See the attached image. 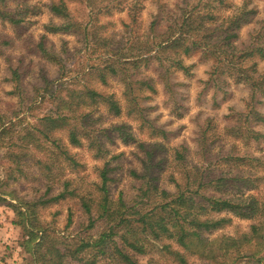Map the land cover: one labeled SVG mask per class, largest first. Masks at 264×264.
I'll list each match as a JSON object with an SVG mask.
<instances>
[{
  "label": "trees",
  "instance_id": "16d2710c",
  "mask_svg": "<svg viewBox=\"0 0 264 264\" xmlns=\"http://www.w3.org/2000/svg\"><path fill=\"white\" fill-rule=\"evenodd\" d=\"M15 1L17 4L11 9L9 3ZM140 1L131 0L128 4V50L118 47L110 49L111 52L105 64L99 69H92L91 66L92 68L90 67L88 71L89 74L97 73V79L102 84L106 83L108 76L118 77L124 89L122 96L126 102L125 108L113 94L100 93L86 85H80V82L77 85L67 84L60 79L53 82L44 80L32 106L38 108L42 105L46 113L37 118L32 129L15 135L11 130L13 125L9 122L6 125L0 119V148H6L4 159L10 163V166L7 165L5 169L4 178L0 179V205L11 208L17 217L12 224L19 227L23 233L19 246L29 255L28 264H99L98 257L103 258L109 252L113 253L117 264H139L136 256L146 254L145 243L161 242L166 239L173 240L177 248L182 250L176 251L169 249V246L163 247L167 255L177 264L186 263V254L212 261L214 264H230L223 260L230 251H233L234 259L241 258L243 251L238 249L244 244H254L253 250L245 257L246 264H264V199L258 195L243 197L238 194L228 196L221 193L228 187H232V190L239 189V184L237 185L239 178L221 175L206 181L204 173H192L184 168L186 149L183 145L170 149L173 153L172 160L182 168L179 180L174 177L169 178L175 191L169 192L159 187L157 183L160 179L157 176L149 177L150 175L145 173L137 175L133 172L132 175L141 181V185L137 189L134 200L128 204L124 202L121 194L117 201L110 197L107 185L112 180L109 174L113 169L109 168L108 163L103 164L98 172L100 182L95 187L98 199L93 196L80 198V205L90 221L93 223L95 216L96 219L103 220L105 223V229L96 238H89L88 241L71 240L68 244L65 240H60L39 221L35 211L36 206L20 201L8 188L16 175L22 173L21 165L30 158V150L44 154L47 152L45 148L47 145L53 147L56 157H61L67 168L71 170L81 168L80 163L69 153L66 146H62L61 141L55 138L57 133H66L67 144L70 147H82L84 142L95 160L103 159L108 154L101 135L106 141L112 143L111 136L115 133L122 143L135 144V137L125 131V126L111 127L102 131L100 127L89 123L92 111L99 106H103L106 113L113 117L124 114L137 119L140 123L139 130H147L150 139L167 140L169 133L160 127H155L142 115L141 101L150 99L151 95L157 93L156 81L151 75H146V71L155 73L159 84L169 94L174 107L176 106L173 113L176 117H181L186 112V107L179 104L183 102L174 90L178 85L172 83L171 75L174 72H180L190 77L192 66L185 65L183 58L197 56L200 60L211 61L207 79L202 83L203 87L196 98L197 102L205 89L213 90L211 99L215 104L217 94H220L221 100L224 101L229 94L228 88L242 85L248 88L251 95L247 104L249 112L248 116H245V121H248L250 115L255 122L264 123V116L254 109V104H262L261 100L264 99V68L257 70L258 62L264 61V45L257 42L250 43L243 49L235 45V41L238 40L237 32L255 15L254 8H247L246 1L240 6H235L232 0H181L174 9L167 10L164 17H161L163 10L161 11V7L158 6L159 10L153 16L147 30V36L151 37L142 42L136 30L140 23ZM81 2L84 3L87 14L97 10L108 12L109 5L98 8L94 0H81ZM113 3L111 4L114 7ZM120 4L121 2L116 6L120 7ZM228 9H231L229 15L221 17L218 14L220 10ZM40 10L39 6L27 4L23 0H0V24H8L13 32V39H18L22 36L24 27L29 24L27 23L29 18L40 14ZM47 10L53 16L61 18L64 23L60 26L52 24L45 26L46 33L67 32L81 27L80 23L70 19L64 0L50 2ZM85 17L88 19V15ZM92 20L96 22L95 18ZM161 20L165 22V27L161 31H156L155 27ZM86 21L84 33H86V25L91 24V20ZM92 26L88 30V32L92 31L91 37L96 30L95 25ZM13 39L6 38L0 33V57H4L6 62L9 59L5 56V50L11 47ZM44 40L45 35L40 36L36 42L27 37L25 41L27 51L49 62L59 64ZM85 40V44L89 42L86 34ZM93 46L96 49V45ZM91 48L93 47L89 49ZM119 65L124 67L120 68ZM126 65H128V71ZM20 75L16 66L11 70L10 80L18 82ZM144 92L149 93L150 96L143 97ZM179 110L182 112L179 113ZM234 115H238L236 122H239L240 117L243 116L234 113L228 115L226 119ZM213 129L212 120L206 119L204 128L199 132L197 139L198 151L204 162L207 161L210 146L215 140V133L210 134ZM228 130L241 138L239 135L241 126L234 125ZM247 131L254 141L264 139V135L253 129L247 127ZM136 144L145 156L144 167L155 168L159 173L166 163V153L169 149L159 143ZM238 160L242 158H237L236 161ZM38 164L44 177L52 178L51 166L41 161ZM11 166L13 167L9 168ZM250 182L254 181L244 180L242 185L244 188H251L253 186ZM62 186L61 193L52 201L76 196L73 190H68V181L63 182ZM205 190H213L217 193L208 194ZM11 201H15L16 204ZM227 213L240 219H255L256 224L251 225L249 232L240 238L220 236L213 240L207 239L206 234L230 222L229 217H211L210 215ZM147 264H151V261Z\"/></svg>",
  "mask_w": 264,
  "mask_h": 264
},
{
  "label": "rangeland",
  "instance_id": "374dc122",
  "mask_svg": "<svg viewBox=\"0 0 264 264\" xmlns=\"http://www.w3.org/2000/svg\"><path fill=\"white\" fill-rule=\"evenodd\" d=\"M23 1L30 5L39 6L41 13L29 18L27 21L29 24L24 27L23 34L18 39H13V32L8 24H0L1 35L13 39L11 47L5 50V56L8 57L9 61L6 62L4 57H0L1 121L5 122L6 125L8 122L11 123L13 125L11 130L15 135H20L32 129L37 118L46 113L42 105L38 108L32 106L36 93L43 86L44 80L53 82L60 79L67 84L75 83L77 85L80 82V85H86L88 88L95 89L100 93L113 94L119 100L121 106L125 108L126 102L122 96L124 89L119 78L108 76L106 77V83L102 84L97 79V73L92 72L89 74L88 71L91 66L92 69L102 67L111 52L110 49L118 47L125 51L128 50L129 20L127 10L131 0H108L104 2L103 0H94L98 8L109 5L108 12H104L102 9V12L97 10V12H89L88 14L84 10V3L81 0H64L70 19L75 23H80L81 27L77 30L72 29L57 33H46L44 27L49 24L60 26L64 23L61 18L53 16L47 10V5L50 2L59 0ZM244 1L247 2V8H254L256 13L237 32L238 40L235 41V45L240 49L250 43L257 42L264 45V0H232V4L240 6ZM119 2H121L120 7L116 6ZM111 3L115 6L113 7ZM140 3V23L136 29L139 34H136L142 42H145L151 37L150 35L147 36V30L153 16L159 10L158 6L161 7V11L163 10L161 17H164V13L167 10L174 9V6L181 3V0H141ZM16 4V1L11 2L9 6L13 9ZM230 13L231 9L218 12L221 17ZM86 15H88V19L85 17ZM94 18L96 22L92 20ZM86 20H91V24L86 25V33H84ZM92 25L96 27L93 37L90 36L92 31L88 32ZM164 27L165 22L161 20L155 30L161 31ZM85 34L89 40L86 44ZM43 35H45V45L51 49L50 51L56 56L59 64L49 62L27 51L26 38L30 37L36 42ZM93 45H96V49ZM88 46L93 48L90 50ZM183 61L185 65L192 66L190 77H186L180 72H174L171 75L172 83L178 85L174 90L183 102L179 104L186 107V112L181 117H176V114L173 113L176 106L174 107L169 94L159 84L155 73L146 71V75H151L156 81L157 93L150 96L149 93L144 92L143 97L148 95L150 99L141 101L142 115L146 120L151 121L155 127H160L169 133L167 140L150 139L147 130H139L140 123L137 119L127 117L124 114L120 117H113L106 113L103 106L93 110L88 120L95 127H100L102 131L111 129V127L125 126V131L130 132L135 137L136 143L164 144L169 150L166 153V163H164L163 169L159 173L155 168L147 169L144 167L145 156L138 149L136 143L124 144L115 133H112L114 136H111L112 143L106 141L100 134L104 146L108 150L107 156L100 160L93 159L84 142V146L73 148L67 144L66 133H57L55 138L59 139L61 145L66 146L69 153L80 163L81 168L77 170L67 168L63 159L56 157V152L50 145L45 147V144H43L47 148V152L44 154L30 150V158L21 165L22 173L16 175L15 180L10 183L8 188L13 191V194L20 201L32 203L36 206L35 211L39 221L46 226L50 233L70 244L71 240L78 242L79 239L83 241H88L89 238L94 239L105 229L103 220L96 219L94 216V222L90 221L80 205V198L82 196H93L98 199L95 188L100 182L98 172L106 163L109 164V168L113 169L109 174L112 180L107 186L110 197L114 201H117L119 194L127 204L134 200L141 181L132 175L133 172L137 175L145 173L150 175L149 177L157 176L160 179L157 183L159 187L174 192V185L169 182V178L174 177L179 180L182 168L172 160L173 153L170 149L180 145L185 146L186 149L184 152V168L192 171V173H204L206 181L211 177L221 175L226 177L231 175L239 178L237 183L239 189L232 190V187H228L221 193L228 196L238 194L243 197L258 195L264 199V139L260 138L254 141L247 131L248 127L264 135V123L255 122L250 115L248 123L245 121V116H248L249 112L247 104L251 96L250 91L242 85L230 87L228 88L229 94L224 101L221 100L220 94H217L215 102L218 107L215 108L217 104H213L214 101L211 99L213 90L208 88L205 89L197 102L196 98L203 87L202 83L207 79L211 61L200 60L197 56L183 58ZM16 66L21 73L18 82L10 80L11 70ZM126 66L128 71V65ZM119 67L123 68L124 66L119 65ZM263 68L264 61L258 62L257 70ZM261 101L262 104H254V109L264 116V99ZM178 112L181 113L182 110ZM234 113L243 115L240 117L239 122H236L238 115H234L233 119H226L228 115ZM14 116L17 117L14 118ZM208 118L212 120L214 129L210 134L215 133V140L213 145L210 146L207 161L204 162L198 151L197 139L199 132L204 128L205 120ZM234 125L241 126V133L238 132L241 138H238V135L234 132H229L228 129ZM4 152H6V148H0V179L4 178L5 169L10 166V163L4 159ZM112 157L117 158L111 159ZM237 158H242V160L236 161ZM39 161L51 166L52 178L46 179L44 177V174L40 171ZM209 174L211 176H208ZM244 180L254 181L250 182L253 187L244 188L242 185ZM66 181L69 182L68 190H73L76 196H67L63 200L52 201L54 197L61 193L62 184ZM205 193L215 194L217 192L205 190ZM11 203L16 204L15 201H11ZM210 216H226L230 218V222L222 228L206 234L205 237L209 240L220 236L240 238L249 232L251 225L256 224L255 219H240L228 213L211 214ZM69 217L70 219H68ZM16 218L11 208L0 205V258H6V262L3 260L1 264H28L30 261L29 255L24 253L19 246L23 235L22 231L17 226H10V222L15 221ZM117 242L121 244L119 240ZM164 246H169L171 250L182 251L177 248L173 240L148 241V243H145L146 254L137 255L136 260L139 264H147L150 261L151 264H177L163 250ZM253 248L254 244H244L238 249L243 251L241 258L234 259V253L230 251L223 260L230 264H246L245 257L250 254ZM110 250L112 251V249ZM98 259L99 264H117L112 252H109L103 258L98 257ZM185 264L214 263L186 254Z\"/></svg>",
  "mask_w": 264,
  "mask_h": 264
},
{
  "label": "crops",
  "instance_id": "0c3cea01",
  "mask_svg": "<svg viewBox=\"0 0 264 264\" xmlns=\"http://www.w3.org/2000/svg\"><path fill=\"white\" fill-rule=\"evenodd\" d=\"M10 226L11 227H14V225L12 224V222H10ZM3 260H4V262H6V258H4V259L0 258V264H1V262H3Z\"/></svg>",
  "mask_w": 264,
  "mask_h": 264
}]
</instances>
